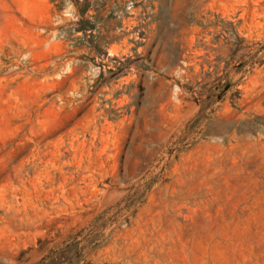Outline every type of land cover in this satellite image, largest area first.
Returning a JSON list of instances; mask_svg holds the SVG:
<instances>
[{"label": "rangeland", "instance_id": "1", "mask_svg": "<svg viewBox=\"0 0 264 264\" xmlns=\"http://www.w3.org/2000/svg\"><path fill=\"white\" fill-rule=\"evenodd\" d=\"M0 264H264V0H0Z\"/></svg>", "mask_w": 264, "mask_h": 264}]
</instances>
